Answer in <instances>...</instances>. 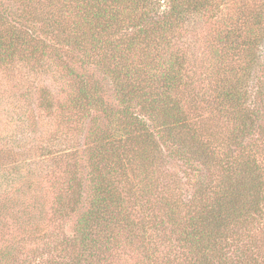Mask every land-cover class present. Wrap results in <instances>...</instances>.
<instances>
[{
    "label": "trees",
    "instance_id": "1",
    "mask_svg": "<svg viewBox=\"0 0 264 264\" xmlns=\"http://www.w3.org/2000/svg\"><path fill=\"white\" fill-rule=\"evenodd\" d=\"M16 1L21 4L18 15L22 22L18 25L9 22L8 12H0V61L5 62L21 51L32 57L44 55L51 47L49 39L62 36L60 51L63 56L59 55L58 48L52 56L66 70L74 66L72 62H78L81 69L68 72L72 84L64 93L69 103L79 107L78 115H88L95 122L98 114L106 118L102 119L103 125L96 124L93 131L97 135L98 148L88 159H74L75 172L70 174L68 169L64 174L67 191L74 195L69 210L74 213L77 205L88 207L79 213L74 225V241L81 248L80 254L57 264H113V259L119 264L116 261L121 259V251L125 253L120 249L126 247L130 248L131 260H124L125 263L149 264L132 259L139 254L137 245H144L146 219L151 220L154 229L167 230L168 249L185 255L181 259H193L191 264L195 260L207 264L205 259L200 261L201 257L208 258L220 249L231 225L230 229L235 232L229 234L235 236L233 241L238 252L235 259L230 260L226 255L225 261L220 260L218 264H264L263 256L256 252L257 248L264 249V224L261 222L264 169L254 158V152L261 153L254 147L264 143L262 22L253 23L255 34L245 27L249 31L247 34L241 30L243 26L229 25L231 29L226 30L220 18L209 17L211 38L205 39L210 40V46L216 50L220 78L215 73L207 77L212 79L205 84L207 71L194 73L201 59L192 51L190 41L183 42L182 25L189 22V16L193 21L202 18L209 0H161L163 4L160 2L159 6L155 0H68L73 4L68 9L76 12L75 32L58 17L59 12L65 10V2L9 0V4ZM162 6H165L163 12L158 8ZM205 29L210 33V28ZM242 47L247 52L243 53ZM190 71L197 77L195 84H190ZM108 82L113 84L118 97L103 86ZM180 87V96L189 88L195 89L196 95L199 92L198 96L186 97L191 103L220 104L226 112L229 110L227 121L235 129L231 137L233 146L250 156L244 153L241 157L235 151L229 153L225 163L212 162L211 148L200 133L198 135L190 122L191 117L185 113L175 114L179 107L183 109L182 98L172 94ZM151 127L161 131V135L151 132ZM141 132L145 136L139 135ZM134 136L139 139L132 142ZM130 147L141 152L142 160L137 165L129 157ZM168 160L180 161L190 170L196 162H204L207 167L206 174L200 169L194 171L191 182L194 192L186 201L187 211L182 216L172 207L160 214L153 194L146 195L137 204L133 192L129 198L119 193L120 182L114 175L124 176L125 170L140 173L142 165L157 162L152 174L147 172L142 176L149 173L150 183L145 186L156 183L157 187ZM82 163L85 164L82 169L87 171L85 176L77 172ZM256 217L262 229V238L255 240L257 245L247 232L252 229ZM221 226L224 228L220 232ZM65 237L60 244L64 249L59 247V250L67 251ZM241 237H249V243L241 242ZM151 241L149 245L154 248ZM230 243L224 246L228 249L233 246ZM13 250L2 253V264H15V256L13 262H6L17 252Z\"/></svg>",
    "mask_w": 264,
    "mask_h": 264
},
{
    "label": "rangeland",
    "instance_id": "2",
    "mask_svg": "<svg viewBox=\"0 0 264 264\" xmlns=\"http://www.w3.org/2000/svg\"><path fill=\"white\" fill-rule=\"evenodd\" d=\"M57 1L66 3L64 4L65 10L59 12L58 17L66 22L69 30L72 27L71 31L75 32L73 22L76 12L68 9L69 5L73 6V4L68 0ZM0 2H5V4H0V12L9 13L7 16L10 23L18 25L22 22L18 15L21 9L19 2L16 1L14 4H9V0H0ZM155 3L158 6L159 3L163 4L161 0H155ZM158 8L163 12L165 6ZM202 16V18H194L195 21L189 16V22L182 25V35L185 36L183 42L190 41L192 51L198 54L201 59L199 68L194 73L207 71L206 84L208 76L212 75L211 77H213V74L216 73L220 78L217 72L218 60L214 53L216 50L210 46V40L205 39L211 38L209 37L211 34L209 17L220 18L226 30L231 29L229 25L232 27L243 26L242 31L248 34V30L252 29L255 34L254 22L259 24L262 22L264 27V0H209V4H206L203 9ZM204 19L207 20L205 24ZM206 27L210 28V33L209 30L205 31ZM49 43L51 47L44 55L32 57L27 52L21 51L11 59H6L5 62L0 61V256L2 257L3 252L7 253L13 248L17 251L12 259L6 260L7 263L13 262L15 256V264H57L61 260L66 262L76 254H80L81 248L74 241L76 238L74 225L79 213L88 205L86 207L77 205V210L74 213L69 210L73 204L74 195L67 191V180L64 174L68 169L71 171L70 174L75 172L74 159H88L90 153L98 148L95 139L97 135L93 131L96 129V124L102 126V119H106L98 114L97 122H95L88 115L77 114L76 111L79 110V107L69 103L64 91L68 90L69 85L72 84L68 72L71 69H74L75 72L80 71L79 63L72 62L74 66L67 70L65 67H60V61L52 55L58 48L59 55L63 56V52L60 51L63 37L49 39ZM182 49L187 51L183 46ZM262 49L264 50V41ZM244 51L245 48L242 47V52L244 53ZM261 65L264 68V59L261 60ZM192 71H190V84H195L197 77L192 74ZM211 77L208 81H211ZM103 86L107 89L110 88L113 95L118 97L113 84L108 82ZM181 89L182 87L174 90L173 96H178ZM192 95L198 96L199 92L196 95V90L189 88L185 95L180 96L179 94L178 97L183 101V109L179 107L175 114L185 113L191 117L190 122L198 135L200 133L205 139L202 138V140L207 142L206 145L211 148L209 153L213 154L212 162L218 160L221 164L225 163L229 153L235 151L242 157L246 151H238L236 149L238 147L233 146L231 137L234 136L235 129L232 123L227 121L230 111L226 112L220 104L202 106V104L191 103L186 97ZM252 97H255L254 92H252ZM192 105L196 108L194 109ZM112 129L111 131H113ZM149 130L161 135V131L158 132L154 127ZM139 135L145 136L142 132ZM138 139V136H134L132 142ZM260 140L259 137V142ZM257 148L261 150V153L255 154L254 152V158L264 169V143L261 142L260 145L255 146L254 150ZM128 149L132 163L134 162L136 165L140 163L141 152L137 151V148L133 150V147ZM245 154L250 156L248 153ZM122 162H125V159ZM192 165L194 169L196 167L195 170H190L188 166L183 167L180 161L168 160L158 182V188L155 187L156 183L145 186L146 183H150L148 174L157 167V162L153 163V161L142 165L140 173L136 170L130 173L129 170H125L124 176L114 175L113 177L120 182L119 193L128 195L129 198L131 197L130 193L133 192L137 204L145 199L146 195L153 194V201L159 206L160 214L172 207L182 216L187 211L186 201L189 197L192 198L191 194L194 192V187L191 184L194 171L200 169L203 174L207 173L204 162H196ZM84 166L83 163L78 166V175L80 173L86 175L87 171L82 169ZM147 172H149L147 176L142 177ZM124 204L126 205L125 201ZM156 212L158 213L157 209ZM137 213L141 214L142 212L138 211ZM154 214L156 215V213ZM261 219L264 224V216H261ZM257 221L256 217L252 229L247 231L250 239L254 237V240L251 239V241L256 245L259 243L255 240L262 238L260 237L262 229ZM232 226L227 231V239H222L219 245L220 249L212 253V257H201L200 261L205 259L207 264H218L220 260L225 261L226 255L230 260L235 259L234 255L238 251L234 246L233 238L235 236L229 234V232H235V229H230ZM143 228L145 229L143 233L145 236L144 245H137L139 254L132 257L134 261L138 259L149 264L152 262V264L192 263L193 259L190 260L187 256L186 259H181L185 255L179 251L168 249L169 245L165 241L167 230L154 229L150 219L145 220ZM223 228L224 226L220 227V232ZM64 237L67 251L59 250V247L64 249V246L60 245L63 244L61 240ZM244 240H249V237H241V242H245ZM150 241L154 244V248L150 246L151 244L149 245ZM227 242H231L230 244L234 247L231 246L227 249L224 246ZM54 247L58 249L54 250ZM120 250H124L125 253L121 251V259H117L116 263L121 264L122 261V264H127L124 260L129 259L130 248L126 247ZM256 252L263 256L264 262V249L257 248ZM1 257L0 264L3 260ZM111 261L115 264L114 259ZM193 263L199 264L196 263V260Z\"/></svg>",
    "mask_w": 264,
    "mask_h": 264
}]
</instances>
